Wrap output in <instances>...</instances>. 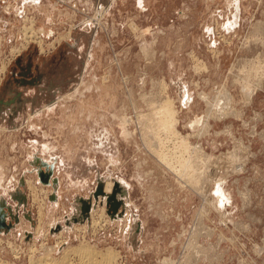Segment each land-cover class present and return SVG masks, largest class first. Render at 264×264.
Listing matches in <instances>:
<instances>
[{
    "label": "rangeland",
    "instance_id": "rangeland-1",
    "mask_svg": "<svg viewBox=\"0 0 264 264\" xmlns=\"http://www.w3.org/2000/svg\"><path fill=\"white\" fill-rule=\"evenodd\" d=\"M263 42L264 0H0V262L88 246L104 264H264ZM147 95L202 149L198 187L147 147Z\"/></svg>",
    "mask_w": 264,
    "mask_h": 264
},
{
    "label": "bare ground",
    "instance_id": "bare-ground-1",
    "mask_svg": "<svg viewBox=\"0 0 264 264\" xmlns=\"http://www.w3.org/2000/svg\"><path fill=\"white\" fill-rule=\"evenodd\" d=\"M31 22V21H30ZM32 23V22H31ZM30 23V24H31ZM97 23V22H96ZM256 25V24H255ZM23 30L24 31H27V32H29V34L28 35H26V32L25 33H23L24 34V36L28 39V37L30 38L32 35H31V33H32V28L29 26V27H26V26H24V28H23ZM32 30V31H31ZM31 32V33H30ZM33 33H34V31H33ZM36 36V35H35ZM33 37V36H32ZM253 38V37H252ZM263 38V37H262ZM35 39V38H34ZM258 39V38H257ZM25 40V39H24ZM264 43V42H263ZM38 44H39V42H38ZM257 59V58H256ZM200 61V60H199ZM256 61V60H255ZM259 61V60H258ZM263 62H264V60H263ZM196 63V62H195ZM252 62H250V64H251ZM197 64H198V61H197ZM249 64V63H248ZM246 65V64H245ZM256 65H258V64H256ZM256 65H254V64H251V66L250 67H252V66H256ZM263 65V64H262ZM195 66H196V64H195ZM261 66V65H260ZM260 66H259V68H260ZM196 67H198L199 68V66H196ZM195 67V68H196ZM197 68V69H198ZM242 68V67H241ZM253 68V67H252ZM251 68V69H252ZM257 68V67H256ZM263 68V67H262ZM202 68H200V70H201ZM204 69V68H203ZM254 69V68H253ZM2 70H3V68H2ZM2 70H0V71H2ZM243 70V69H242ZM246 70H248L249 71V68L248 69H246ZM260 70H262L261 68H260ZM195 71H197L196 69H195ZM247 71V72H248ZM256 71V70H255ZM257 71H258V68H257ZM198 72V71H197ZM240 72H242L241 70H240ZM243 72L245 73V71L243 70ZM251 72V71H250ZM261 72V71H260ZM257 73V72H256ZM255 73V74H256ZM249 73H247V75H248ZM251 74H253V73H250L249 74V76L251 77ZM246 75V74H245ZM257 75V74H256ZM253 76V75H252ZM258 76V75H257ZM260 76H263V74L261 75V73H260ZM243 77V76H242ZM254 77V76H253ZM256 77V76H255ZM261 78H264V76L263 77H258V79L260 80ZM241 79V78H240ZM250 79L251 78H249V81H250ZM253 79V78H252ZM256 79V78H255ZM257 79V80H258ZM259 80H258V82H259ZM244 82V87H245V90H251L250 89V83L247 81V78L244 80V81H242V83ZM256 82V81H255ZM197 83V82H196ZM162 84H163V82H162ZM161 84V85H162ZM251 84L253 85V82L251 81ZM261 84V83H260ZM259 84V85H260ZM184 85V84H183ZM159 86V85H158ZM196 86V85H195ZM161 88V87H160ZM163 89H165L164 87H162ZM220 88H222L223 89V87L221 86ZM242 88V87H241ZM255 88L257 89V87L255 86ZM258 88H260V87H258ZM221 89V90H222ZM225 89V88H224ZM223 89V93L224 92H226L227 91V89H226V91ZM240 89V88H239ZM256 89H254V90H256ZM261 89V88H260ZM220 90V91H221ZM200 91V90H199ZM253 91V90H252ZM201 92V91H200ZM217 92V91H216ZM203 93V92H202ZM183 94V93H182ZM185 94V96L184 97H182L181 98V103H183L184 105H187V104H189L188 103V100H190L191 98H189V95H188V93H184ZM253 94V93H252ZM251 94V95H252ZM165 95V94H164ZM198 95H199V93H198ZM201 95V94H200ZM214 95V94H213ZM218 94H216V96H217ZM144 96V95H143ZM148 96V95H147ZM221 96H222V94H221ZM224 96H226V95H224ZM146 97V96H145ZM151 97V96H150ZM149 96H148V98H146V100H144L143 101V103L144 104H147V106H148V110H149V112L147 113V114H135V115H137V119L135 120V124L137 123V124H141L142 125V127L140 128L141 129V132L142 133H144V134H141V136L142 137H145L146 136V138L147 139H149V140H147V147H149V150L150 151H152L153 153L155 152L156 154H157V158H158V161H160V163H162V164H164V167H166V168H170L172 171H170L171 173H176V175L178 174V172L179 173H181V172H183V170H184V173H183V175H184V177L186 178V179H188V182L189 181H191L192 183V185H194L193 187H196V185H197V187H198V185H199V183L197 184V181H198V178H199V176L201 175H199V173H198V171H199V169H200V171H201V169H202V167H203V163H204V158H203V160H202V157L203 156H201L199 153H197V152H199V151H201L199 148H196V147H193V146H191L190 145V137L191 136H188V134L187 135H181V133H179L178 131H177V125H178V122L180 121L178 118H177V110L175 109V107H174V103H173V101L169 98V97H165L163 100L161 99L160 101H158V100H156V99H154V97H151L152 99H149L150 98ZM206 97H207V95H206ZM206 97H204V96H202L201 95V99H203L202 101L204 102H206V103H208V104H210V106H209V109H207L206 110V113H204V114H206V116L208 115V116H210L211 114H214V113H211V112H214L213 111V109L211 108V106H213L214 104H212L211 102H209L208 101V99L206 100ZM213 98H215V97H213ZM248 98H250V95H249V97ZM145 99V98H144ZM159 99V98H158ZM200 99V98H199ZM228 99H230V98H228ZM230 101V100H229ZM247 101V100H246ZM205 102H204V105H205ZM223 104V103H222ZM182 105V104H181ZM132 106H134V105H132ZM146 106V107H147ZM219 106H224V105H219ZM215 108L217 107V106H214ZM213 107V108H214ZM228 107V106H227ZM134 108V107H133ZM221 108V107H220ZM226 108V107H225ZM227 109V108H226ZM234 109V108H233ZM216 110V109H215ZM218 110V109H217ZM224 110V109H223ZM231 110V109H230ZM235 110V109H234ZM222 111V110H221ZM135 112H136V110H135ZM225 112H226V110H225ZM227 112H228V109H227ZM226 112V113H227ZM133 113V112H132ZM140 113V112H139ZM235 113V112H234ZM202 114V113H201ZM127 116H128V114H126ZM133 115V114H132ZM217 115L218 116H215V115H211L212 117H214V119L216 118L217 120L218 119H222V118H224L225 117V114H221V113H217ZM230 115V114H229ZM236 115V114H235ZM125 116V115H124ZM206 116L204 117L205 119H206ZM227 116V115H226ZM262 116V115H261ZM136 117V116H135ZM179 117V116H178ZM232 117H234V116H232ZM236 117H238V116H236ZM122 118V117H121ZM209 118V117H208ZM207 118V119H208ZM125 120H126V122H128V119H126V118H124ZM141 119V120H140ZM203 119V118H202ZM239 119V118H238ZM191 120V119H190ZM119 121H120V119H119ZM121 121H123V120H121ZM120 121V122H121ZM142 121V122H141ZM193 121V120H192ZM199 121V119H195V121H193V122H191V124H192V126H193V124H195L196 122H198ZM203 122V121H202ZM244 122V121H243ZM129 123V122H128ZM187 124H188V122H187ZM202 124V123H201ZM183 125V124H182ZM198 125V124H197ZM203 125H204V123H203ZM207 125V124H206ZM206 125H204L205 127H206ZM137 126V125H136ZM185 126H186V123H185ZM200 127H202V126H200ZM182 128V127H181ZM189 129L191 128V127H188ZM227 127L225 126V129H226ZM134 129V128H133ZM186 129V128H185ZM199 129V128H198ZM202 129V128H201ZM198 130V132L200 131V133H201V131H203V129L202 130ZM139 130V129H138ZM182 130V129H181ZM205 130V132H206V130H207V128L206 129H204ZM223 130V129H222ZM123 131V130H122ZM134 131V130H133ZM193 131V130H192ZM195 131V130H194ZM213 131V130H212ZM139 132V131H138ZM137 132V133H138ZM216 132V131H215ZM223 132H225V130L223 131ZM228 131H226V133H227ZM233 132H235V131H233ZM127 133V132H126ZM133 133V132H132ZM195 133H196V131L194 132V134L193 135H195ZM214 133V132H213ZM219 133V132H218ZM229 133V132H228ZM231 133V132H230ZM229 133V134H230ZM260 133H261V131H260ZM259 133V134H260ZM183 134V133H182ZM202 134V133H201ZM200 134V135H201ZM205 134V133H204ZM256 134V133H255ZM263 134V133H262ZM199 135V136H200ZM227 135V134H226ZM141 136H139V137H141ZM198 136V135H197ZM212 136V135H211ZM229 136V135H228ZM250 136H251V133H250ZM195 137V136H194ZM124 138V137H123ZM227 138V137H226ZM232 138V137H231ZM236 138V137H235ZM132 140H133V138H132ZM211 140V139H210ZM133 142H135V141H133ZM211 142V141H210ZM224 142V141H223ZM214 143V142H213ZM212 143V144H213ZM240 143H241V140H240ZM135 145V144H134ZM198 145V144H197ZM136 146V145H135ZM243 147V146H242ZM245 148H247L246 146H244ZM245 148H244V150H245ZM136 149V148H135ZM134 149V150H135ZM137 150V149H136ZM148 150V151H149ZM243 151V150H242ZM141 152V151H140ZM202 152H204V151H202ZM232 152H233V150H232ZM142 153V152H141ZM196 153L198 154L197 155V157L196 158H198V160H196V158L194 157L195 155H196ZM205 153V152H204ZM230 153H231V151H230ZM234 153V152H233ZM239 153V152H238ZM203 154V153H202ZM240 154V153H239ZM144 155V154H143ZM211 155V154H210ZM146 156H149V155H146ZM224 156V155H223ZM222 156V157H223ZM231 156H233V155H231ZM235 156V158L237 157L236 155H234ZM230 157V156H229ZM147 158V157H146ZM137 159V158H136ZM206 159V158H205ZM229 159V158H228ZM207 160V159H206ZM220 160V159H219ZM230 160H231V158H230ZM237 160V159H236ZM245 160V159H244ZM136 162H138V161H136ZM152 162H154V161H152ZM208 162H211V161H208ZM157 163V162H156ZM243 162H241V164H242ZM206 164V163H205ZM212 164V163H211ZM234 164V163H233ZM136 165H137V163H136ZM235 165V164H234ZM207 166V165H206ZM239 166H240V164H239ZM158 167V166H157ZM209 167V166H208ZM235 167V166H234ZM160 168V167H159ZM140 169V168H139ZM170 169H168V170H170ZM235 169V168H234ZM161 170H162V168H161ZM208 170V169H207ZM233 170V169H232ZM240 170V168L238 169V171ZM242 170V169H241ZM165 171V170H164ZM174 171H176V172H174ZM203 171H204V168H203ZM237 172V171H236ZM204 173H205V171H204ZM206 174V173H205ZM171 175V174H170ZM175 175V174H174ZM137 176V175H136ZM179 176V175H178ZM181 176H182V174H181ZM203 177V176H202ZM207 178V177H206ZM120 179V178H119ZM177 179V178H176ZM211 179V178H210ZM209 179V177H208V180H210ZM201 181V180H200ZM184 183H186L185 181H183ZM199 182V181H198ZM207 182L205 181V186L207 185L206 184ZM218 184V183H217ZM121 185H123V184H121ZM191 185V186H192ZM202 185H204V183L202 184ZM201 185V186H202ZM110 184L108 183H106V184H104V188H105V190L106 191H109V189H110ZM126 186V185H125ZM190 186V187H191ZM179 187V186H178ZM206 187H208V186H206ZM217 187H218V185H217ZM175 188V187H174ZM204 188V187H203ZM202 188V189H203ZM219 188V187H218ZM198 189V188H197ZM193 190V189H192ZM200 190V189H199ZM160 191V190H159ZM158 191V192H159ZM178 191V190H177ZM195 191V190H194ZM193 191V192H194ZM198 191V190H197ZM204 191V190H203ZM218 191V190H217ZM206 192V190L204 191V193ZM178 194V193H177ZM180 194V193H179ZM183 194V193H182ZM224 194V193H223ZM242 194V193H241ZM246 194V193H245ZM203 195V194H202ZM220 195H221V193H220ZM240 195V194H239ZM243 195V194H242ZM241 195V196H242ZM246 195H248V194H246ZM204 196V195H203ZM222 196V195H221ZM245 196V195H244ZM223 197V196H222ZM243 197V196H242ZM38 198V197H37ZM182 198V197H181ZM208 198V197H207ZM206 198V199H207ZM40 199V198H39ZM221 199V198H220ZM245 199V198H244ZM179 200V199H178ZM181 200V199H180ZM184 200V199H183ZM182 200V201H183ZM201 200V199H200ZM225 200V199H224ZM223 200V201H224ZM181 201V202H182ZM195 201V200H194ZM204 201H206L205 199H204ZM248 201V200H247ZM187 202V201H186ZM243 202H244V200H243ZM174 204V203H173ZM224 204H226V203H224ZM175 205V204H174ZM188 205V204H187ZM202 205V204H201ZM204 205H206V204H204ZM221 205V204H220ZM173 206V205H172ZM179 206V205H178ZM200 207H202V206H200ZM39 210H38V214H37V218H39L40 219V217L43 215V209H42V204L40 203V206H39V208H38ZM97 209H101V208H97ZM169 209V208H168ZM200 209V208H199ZM201 209H203V208H201ZM204 209H205V207H204ZM101 210H103V209H101ZM178 210V209H177ZM205 210H207V209H205ZM95 211L96 210H94L93 211V209H92V213L94 212L95 213ZM179 211V210H178ZM169 212H171V211H169ZM100 215L98 216L99 218V220L97 221V222H95L94 220H93V218L92 219H90L92 222V224H93V226H95V225H97L98 226V223L100 222L101 223V220H103L102 219V213H99ZM167 214H168V212H167ZM177 214V213H176ZM221 214V213H220ZM164 215V214H163ZM201 215V214H200ZM93 216H95L94 214H93ZM92 216V217H93ZM183 216V215H182ZM221 216V215H220ZM175 217V216H174ZM198 217V216H197ZM170 218V217H169ZM179 218V217H178ZM209 218V217H208ZM222 218H223V215H222ZM173 219V218H172ZM176 219V218H175ZM203 219H205V218H203ZM96 220V219H95ZM180 220V219H179ZM227 220V219H226ZM106 221V220H105ZM199 221V220H198ZM95 222V223H94ZM104 222V221H103ZM104 223H106V222H104ZM197 224L199 223V222H196ZM201 224V223H200ZM91 225V224H90ZM100 225V224H99ZM101 225H102V223H101ZM203 225V224H202ZM216 225V224H215ZM92 226V227H93ZM204 226V225H203ZM83 227V226H82ZM202 226L200 225V227L199 228H201ZM205 227V226H204ZM203 227V228H204ZM210 227H211V225H210ZM91 228V227H90ZM94 228V227H93ZM226 228V227H225ZM231 228V227H230ZM229 228V229H230ZM235 228V227H234ZM205 229H206V227H205ZM211 229V228H210ZM219 229V228H218ZM193 230H196L195 228L193 229ZM208 230V229H207ZM207 230H204V231H207ZM213 230V229H212ZM210 231V230H209ZM93 232V231H92ZM195 232V231H194ZM199 232H202L201 230L200 231H197V232H195V233H199ZM98 233V232H97ZM208 233V231L206 232V234ZM210 233V232H209ZM208 233V234H209ZM205 234V235H206ZM211 234V233H210ZM193 235H195L194 233H193ZM200 235V234H199ZM201 236V235H200ZM219 236V235H218ZM199 237V236H198ZM208 237V236H207ZM222 237V236H221ZM225 237V236H224ZM223 237V238H224ZM194 238V237H193ZM192 238V239H193ZM199 239H200V237H199ZM217 240H218V238H216ZM216 240V241H217ZM225 240V239H224ZM226 240H227V238H226ZM229 240H231V239H229ZM197 241V239L195 240V242ZM205 241H206V239H205ZM194 242V243H195ZM234 242V241H233ZM233 242H230V243H233ZM12 244V243H11ZM201 244V243H200ZM208 245V244H207ZM232 245V244H231ZM195 246V245H194ZM197 246V245H196ZM199 246V245H198ZM225 246H227V245H225ZM226 248V247H225ZM201 249V248H200ZM12 251V250H11ZM228 251V250H227ZM97 254L99 255V256H97ZM96 254V252L94 251V250H91L90 248H88V246L86 247V246H79V247H76V248H73V249H71L69 252L68 251H66L62 256V259L61 260H57L56 262L55 261H53V260H50V259H48V258H45L44 256L42 257L41 256V258L40 259H36V260H32L31 259V261L29 260V263L28 264H68V258H70V256H72V255H74V256H76L77 258H78V260L81 262H79V264H104V263H109L110 261H113L114 260V258H116L115 257V255L113 254V252H111L110 250H108V251H106V253H104V254H102L101 253V255L99 254V253H97ZM249 256V255H248ZM76 258V259H77ZM15 259V258H14ZM98 259V260H97ZM70 260V259H69ZM2 261V260H1ZM69 263H70V261H69ZM0 264H7V263H5V262H0ZM170 264V263H169Z\"/></svg>",
    "mask_w": 264,
    "mask_h": 264
},
{
    "label": "water",
    "instance_id": "water-1",
    "mask_svg": "<svg viewBox=\"0 0 264 264\" xmlns=\"http://www.w3.org/2000/svg\"><path fill=\"white\" fill-rule=\"evenodd\" d=\"M0 209H1V207H0ZM5 215H4V213H3V211H0V224H2V225H0V228L2 227V228H7V226H6V224H3L4 222H3V217H4Z\"/></svg>",
    "mask_w": 264,
    "mask_h": 264
},
{
    "label": "flooded vegetation",
    "instance_id": "flooded-vegetation-1",
    "mask_svg": "<svg viewBox=\"0 0 264 264\" xmlns=\"http://www.w3.org/2000/svg\"><path fill=\"white\" fill-rule=\"evenodd\" d=\"M111 185V184H110Z\"/></svg>",
    "mask_w": 264,
    "mask_h": 264
}]
</instances>
